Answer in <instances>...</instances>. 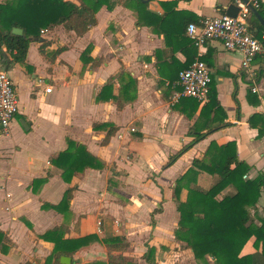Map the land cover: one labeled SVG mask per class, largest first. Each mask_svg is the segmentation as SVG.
<instances>
[{
	"label": "crops",
	"instance_id": "0c3cea01",
	"mask_svg": "<svg viewBox=\"0 0 264 264\" xmlns=\"http://www.w3.org/2000/svg\"><path fill=\"white\" fill-rule=\"evenodd\" d=\"M105 1L95 14V25L81 37L60 30L62 26L42 35L55 41L50 50L66 47L53 63L40 54V44L31 41L28 71L15 63L8 70L0 65L11 76L19 105L9 133L0 135V264H46L54 244L37 236L54 228H61L63 239L88 235L98 239L72 256H61L70 258L69 264H144L146 246L156 250L155 264H184L185 260L197 264L185 243L173 235L179 219L172 191L175 180L194 157L204 158L211 142H234L238 160L250 167L249 178L264 172V135L257 139V129L247 123L254 114L264 116V75H259L263 55L243 71L242 56L212 40L204 44L202 59L227 125L214 123L212 127L218 129L162 169L170 155L191 141L189 129L199 131L207 120L201 115L203 104L192 99L172 103V95L181 89L168 92L178 86L179 72L197 54L186 27L224 15L229 4L239 1L177 0L173 9L167 5L170 0H140L145 7L135 0ZM108 82L117 101L104 100L108 93L101 90ZM22 85L27 86L24 104L19 102ZM48 86L51 92L45 93ZM103 123L115 128L114 135L108 136L110 126L93 129ZM67 140L85 147L104 167L75 172L66 183L62 170L51 161L67 148ZM213 180L200 174L197 184L208 189ZM69 188L72 197L67 206L49 207L59 205ZM232 193L228 187L221 197ZM159 206L162 212L153 216L151 226V213ZM121 235L127 240L126 248H106L104 238ZM251 252L248 243L243 254Z\"/></svg>",
	"mask_w": 264,
	"mask_h": 264
},
{
	"label": "trees",
	"instance_id": "16d2710c",
	"mask_svg": "<svg viewBox=\"0 0 264 264\" xmlns=\"http://www.w3.org/2000/svg\"><path fill=\"white\" fill-rule=\"evenodd\" d=\"M76 1L77 4L68 0H0V46L5 48L10 57L3 63L0 52V65L8 70L9 65L15 63L28 71L31 66L27 64L26 56L31 41L39 43L40 54L53 63L55 58L66 50V47L57 46L50 50L49 47L55 41L45 40L42 38V33L62 26L81 37L95 25L97 10L104 2H107L105 0ZM135 1L139 7H145L140 0ZM176 1L170 0L167 5L173 9ZM256 11L264 22V3H261ZM144 12L155 19H160L146 10ZM246 21L253 38L262 43L264 28L258 19L250 13ZM200 23L198 22V25ZM13 29L22 30L23 35L12 34ZM189 42L194 46L191 40ZM87 54V49L82 52L80 56L82 62L85 61ZM261 54L264 55V49ZM259 75H264V68ZM111 89V82L103 86L101 91L108 93L104 100L117 101L118 98L111 95ZM179 90V86H172L168 92ZM250 95L251 90L247 92L249 100ZM180 100L190 101L187 98ZM233 100L237 106V116H240L235 93H233ZM256 103H259V100ZM118 107L120 109V106ZM185 114L189 115L187 112ZM201 115L207 118L204 128L199 131L194 130V127L189 129L188 134L192 135L191 141L168 157L162 167L163 170L172 166L194 145L218 129V127H212L214 123L220 121L223 124L226 116L219 104L212 82L209 85L208 100L203 104ZM247 123L250 128L257 129V139L263 137V115L254 114ZM223 125L226 126L227 123ZM109 126L112 129L108 136H112L115 128L111 124H94L93 129ZM51 163L62 170V179L66 183L70 182L75 172L88 168L101 170L104 167V164L87 152L85 147L71 140H67V148ZM249 170L250 167L245 162L238 160L234 142L224 145L211 142L204 152V158L194 157L189 168L175 180L172 191L179 219L173 235L175 240L185 243L196 261L204 264H209V259L213 264H264V172L259 173L255 178H249ZM200 174L214 178L208 189L198 186L197 178ZM228 187L232 188L233 193L221 197ZM183 192H185L184 199H182ZM71 197L72 188H69L65 191L59 205L49 207L58 209L59 206H67ZM161 212L162 209L159 206L151 213V226L154 225L153 216ZM37 239L54 244L53 252L45 261L46 264H59L58 260L61 256H72L80 248L98 241L95 235L63 239L61 228L49 230L37 236ZM103 243L109 250L124 249L128 246L126 238L122 235L104 238ZM248 243H251L253 252L243 254V249ZM146 248L142 256L144 264H155L156 250L149 246Z\"/></svg>",
	"mask_w": 264,
	"mask_h": 264
},
{
	"label": "built area",
	"instance_id": "2783aa9c",
	"mask_svg": "<svg viewBox=\"0 0 264 264\" xmlns=\"http://www.w3.org/2000/svg\"><path fill=\"white\" fill-rule=\"evenodd\" d=\"M246 2L256 10L264 0ZM236 6L239 12L235 18L221 15L201 21L199 25L193 23L187 25L186 35L197 48V54L191 64L179 72L177 85L181 90L172 95V103H177L182 98L192 99L201 104L207 102L211 73L202 60L203 46L207 41H220L226 51L240 54L243 71H247L254 58L262 53V43L249 32L246 21L250 14L249 9L241 2ZM51 89L52 87L48 86L44 92L50 93ZM18 111V96L11 76L8 72L0 70V135L5 136L9 133L10 124ZM129 131L134 132L135 129L131 128ZM97 225L100 226V222Z\"/></svg>",
	"mask_w": 264,
	"mask_h": 264
},
{
	"label": "water",
	"instance_id": "95a60500",
	"mask_svg": "<svg viewBox=\"0 0 264 264\" xmlns=\"http://www.w3.org/2000/svg\"><path fill=\"white\" fill-rule=\"evenodd\" d=\"M238 1L241 2L242 4H245L247 6V8L249 9L250 13L252 15H254L258 19V21L260 22V24L264 28V22L259 17L257 11L253 7H251L250 5L247 4L246 0H238ZM238 12H239V9L236 6V4H229L226 7V9H225L224 15L228 16V17H231V18H235L237 16ZM11 33L14 34V35H18V36H22L23 35V32L20 29H13ZM262 46H263V49H264V41L262 42ZM0 52H1V55H2V62L4 63L6 61V59H7V56H6L5 52L3 51V49L1 48V46H0ZM20 123L24 127L25 130L28 129L27 125L22 120L20 121ZM59 262H60V264H69L70 263V258L61 257Z\"/></svg>",
	"mask_w": 264,
	"mask_h": 264
},
{
	"label": "rangeland",
	"instance_id": "374dc122",
	"mask_svg": "<svg viewBox=\"0 0 264 264\" xmlns=\"http://www.w3.org/2000/svg\"><path fill=\"white\" fill-rule=\"evenodd\" d=\"M60 30H64V28H62V29H60ZM66 31V30H65ZM67 32V31H66ZM50 34V32L49 33H47V31H44L43 33H42V35L43 36H45V35H49ZM57 39V38H56ZM261 61H264V55L262 56V60ZM1 70V69H0ZM27 86L26 85H22L21 87H20V93H19V102H20V104H24V103H26V98H27ZM4 138V137H3ZM156 157H157V154L155 153V156H153L152 157V159H156ZM153 168H155V167H153ZM148 169L150 170L151 168L150 167H148ZM185 260V259H184ZM208 262H209V264H211L212 263V261L209 259L208 260ZM184 264H194V263H191L190 261L188 262V261H184ZM197 264H204L203 262H199V263H197Z\"/></svg>",
	"mask_w": 264,
	"mask_h": 264
}]
</instances>
